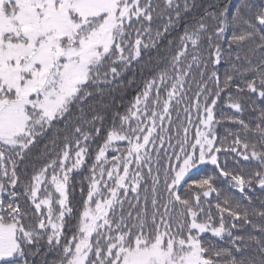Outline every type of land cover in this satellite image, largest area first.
<instances>
[{"label": "snow or ice", "instance_id": "6c2138e0", "mask_svg": "<svg viewBox=\"0 0 264 264\" xmlns=\"http://www.w3.org/2000/svg\"><path fill=\"white\" fill-rule=\"evenodd\" d=\"M164 6L175 15L153 34L152 0H0V264H36L31 258L45 239L48 250L60 253L59 264H264V240L250 235L259 256L238 259L234 251L246 245L232 231L243 220L264 235V223H251L247 210L241 211L242 202L251 200L246 189L255 183L264 191V171L247 176L242 168L228 171L218 159L222 141L215 132L218 101L234 79L226 75L220 84L218 68L226 50L219 41L233 24L242 22L246 30L232 34L229 49L258 37L249 51L261 53L255 65L249 61L242 71L233 66L238 75L253 73L237 91L246 89L264 101V8L254 14V23L242 14V9L251 12L250 4L210 2L195 26L184 23L169 64L101 134L104 117L95 111L97 97L181 22L177 0H164ZM195 7V0H184V13ZM205 39L208 59L200 54ZM191 83L194 97L188 95ZM227 95L228 107L242 114L240 100ZM186 100L183 119L177 113L173 121V108ZM233 122L249 130L239 116ZM256 130L264 143V126L258 123ZM97 138L103 143L92 156L90 142ZM45 139L55 155L23 186L31 203L23 208L15 191L17 169ZM121 142L126 147H118ZM232 144L231 152L243 162L255 160L264 168V151H257L255 143L237 134ZM48 150L46 144L43 155ZM88 158L87 195L77 210L69 200L72 174ZM209 164L241 194L215 205L218 221L203 206L213 194L219 200L214 176L194 179ZM225 214L233 221L230 226ZM258 215L264 221V210ZM208 233L221 240L227 236L230 246L213 251L204 236Z\"/></svg>", "mask_w": 264, "mask_h": 264}, {"label": "trees", "instance_id": "16d2710c", "mask_svg": "<svg viewBox=\"0 0 264 264\" xmlns=\"http://www.w3.org/2000/svg\"><path fill=\"white\" fill-rule=\"evenodd\" d=\"M143 2V0H142ZM180 5L182 12L181 22L176 26V29L171 33L166 35V38L159 43V46L156 48H149L146 51L142 52V56L138 60H133L131 66L127 71H124L121 76H119L108 89H106L102 96H98L95 101V111L104 117L102 135L106 134V130L110 129L113 125V118L117 113L123 115L128 108L133 104L135 97L140 94L145 87L147 81L151 80L153 76L157 75L160 69L166 67L172 55H174L177 46L179 44V38L184 31V23H188L191 26H195L196 22L204 15V8L210 2L214 0H195L197 7L191 9L188 13L183 12V3L184 0H177ZM192 0H189L191 3ZM233 6H240L245 3L251 5V12L246 9H242V14L244 17L251 18L255 23V13L258 12L261 8H264V0H231ZM152 4L155 8L154 12V22H153V34L157 29L162 30L163 25L166 22L169 15L174 17L175 13L171 10H168L164 6V0H152ZM162 14V16H161ZM214 23V22H210ZM246 30V25L242 22L239 24H233L223 40L219 41L222 47L226 50L225 59L221 62V65L218 68L220 75V84L223 87L224 78L226 75H232L234 77L231 82V86L221 93V99L218 101L216 108V120L218 123L215 125V132L221 144L217 146L222 148L221 153L218 154V159L220 160L221 165L225 163L228 165L227 170L233 173H237L243 169V173L251 175L256 171H264V168L260 167L259 163L255 160L249 162H243L242 157H237L235 153L231 152V147L234 146L232 141L236 138L238 134L241 140L248 142L250 145L255 143L257 151H264V143H261L260 134L256 130V125L261 123L264 126V101L260 100L255 94H250L245 89L243 92L237 91V86L243 88L245 81L253 79V73H245L243 75H238L235 69L243 70L249 67V61L253 65L257 64L260 59L261 53L257 51L255 54L250 53V49L255 48V44L259 43L258 37L255 42L252 40H245L239 43H232L229 49V42L233 33L240 34L242 31ZM135 34H133V40ZM147 42V37L143 38ZM169 41H172L169 44ZM215 39L213 43H216ZM230 50L231 55H228L227 52ZM191 52V49H189ZM211 53L208 42L205 39L201 44L200 54L204 59H208ZM239 55L240 59L237 60L236 56ZM212 65H209V69H212ZM196 79H199L197 74ZM196 91L195 83H191V91L188 93L189 96L194 97ZM230 92L232 96L236 99H239L243 105L242 114L235 113L234 109L228 107V95ZM194 103V100H193ZM187 104V100L180 104L178 108L174 107L171 115L172 120L176 121L177 113L181 119L184 117L183 108ZM194 113V109H193ZM93 113H89V118ZM239 116L240 119H243L246 123L249 124V130L245 132L240 125L233 122V117ZM195 119V115L192 117ZM115 123L118 125L119 120L116 119ZM98 123L96 127H100ZM62 129V125H58ZM195 129H191L190 134H194ZM57 143H60L58 141ZM103 143L102 139L97 138L95 141L90 142V153L94 156L99 145ZM49 145L48 155L45 156V145ZM62 147V143L60 144ZM120 148L126 147V142H121L117 145ZM227 149V152L224 151ZM111 151L109 156H111ZM118 154V153H117ZM250 154V153H249ZM55 155V152L51 150V142L47 139L43 140L37 148L32 149V151L26 157L27 163H21L17 169L18 175L20 176V183L16 187L15 191L19 193L18 203L23 208L31 207L30 201L23 195V186L28 183L31 175L34 173V170H39L45 163L48 162V159ZM237 161L240 162V166L237 167ZM91 165V158L86 160V166L82 168L78 173L72 174L71 186L74 188V192H70L69 200L71 204L77 210H82L83 205L81 200L86 198L87 195V177L90 175L89 167ZM206 175L214 176V186L219 191V200L216 197V194H213L207 200L204 201V208L206 210H211L214 220L219 219L218 211L215 205L219 202L223 204L225 198H228L230 201H235L240 199V193L236 189L230 188L229 184L226 182L225 178L218 176V170L214 169V166L207 165L203 167L198 175L194 179H200ZM191 183V181L189 182ZM84 188V194L81 196V188ZM194 187V186H193ZM182 194L185 193L184 189H181ZM248 196L251 198L249 201H243L241 205V211L247 210L248 218L253 224L264 223L258 215L259 211L264 210V191L259 189V187L253 183L251 190L246 189ZM131 199V196L129 197ZM7 202V197L5 196V203ZM135 203V201H133ZM179 207V206H178ZM125 209H128V204H125ZM226 223L231 225L233 222L225 214ZM237 223V228L233 229L234 235H239L244 237V245L246 247L241 248L239 253L234 251V255L238 259L252 258L259 256V245L253 241L249 240L250 235H255L258 238L264 240V235L254 230L251 227V224H245L243 220H240ZM72 224H69V229L72 228ZM206 241L212 246L213 251L221 247H229V238L225 236L223 240L219 238L211 237V234H204ZM35 248H33V251ZM36 262V264H59L60 253L55 249L48 250L46 239L41 242V247L39 253L31 258ZM221 259H226L222 257Z\"/></svg>", "mask_w": 264, "mask_h": 264}]
</instances>
